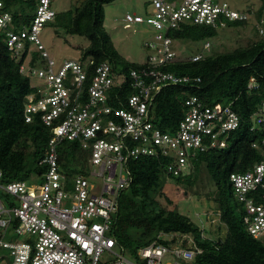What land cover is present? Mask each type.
Returning a JSON list of instances; mask_svg holds the SVG:
<instances>
[{
  "label": "built area",
  "instance_id": "built-area-1",
  "mask_svg": "<svg viewBox=\"0 0 264 264\" xmlns=\"http://www.w3.org/2000/svg\"><path fill=\"white\" fill-rule=\"evenodd\" d=\"M150 4V15L125 16L127 22L148 23L156 29L154 39L145 44L150 53L147 61L127 72L101 62L87 86L91 58L58 61L41 37L45 24L57 13L53 0H37L31 23L19 28L14 10L0 0V30L6 33L9 49L22 55L28 48L20 71L40 79L27 98L25 119L31 122L38 117L52 129L42 160L47 168L38 179L4 182L0 168L4 194L0 196V247L10 250V264H185L201 252L196 245L154 240L139 248L137 259L128 257L114 228L118 200L133 181L131 159L167 156L168 172L180 175L190 171L198 151L227 146L228 136L240 125L232 104L209 105L191 96L186 100L188 111L174 131L155 124L151 107L163 87L192 79L164 69L185 58L175 49L173 30L185 22L218 29L231 21L249 20L251 15L226 0H151ZM32 51L39 54L36 60ZM210 51L207 40L203 51L189 57L197 61ZM126 83L135 93L121 98L123 106L116 107L110 103V93ZM255 84L253 78L250 87ZM251 120L252 129L264 125V100ZM67 140H77L92 152L89 177L77 175L71 184L59 164L58 147ZM231 181L234 195L246 208L249 232L264 239V161L246 172L232 173ZM9 232L17 237L7 238ZM189 242H193L191 236ZM167 254L175 260L164 262Z\"/></svg>",
  "mask_w": 264,
  "mask_h": 264
},
{
  "label": "trees",
  "instance_id": "trees-1",
  "mask_svg": "<svg viewBox=\"0 0 264 264\" xmlns=\"http://www.w3.org/2000/svg\"><path fill=\"white\" fill-rule=\"evenodd\" d=\"M2 1L10 10L15 5L20 6L13 13L18 28L31 23L37 0ZM113 1L82 0L75 8L57 12L51 21L67 34L89 39V45L80 55L82 61L91 58L87 86L94 68L101 62H111L126 72L141 66L122 57L106 31L104 7ZM243 11L251 18L228 22L227 27H247L255 15L252 27L256 37L252 42L230 51H210L197 61L186 56L167 64L165 70L189 75L192 79L188 83L163 87L151 107L153 121L164 131L177 129L188 111L186 100L191 96L209 105L232 104L240 117V125L228 136L226 147L198 151L188 173H169L167 156H142L129 161L133 181L119 196L114 224L115 233L126 249H137L159 240L187 247L196 245L201 252L185 264H264V239L249 232L245 222L246 208L234 195L231 181L232 173L246 172L264 161V125L252 129L251 120L264 100V34L258 26V23L264 26V0L257 10L250 6ZM216 34L217 28L189 22L171 32L175 41H201ZM27 51L28 48L22 55H16L7 45L6 33L0 30V168L4 182L36 180L47 168L42 160L48 151L52 129L38 117L27 122L24 115L27 98L34 89L31 77L20 71ZM32 54L35 60L39 57L36 51ZM253 78L256 84L250 87ZM134 93L135 89L126 83L111 91L110 103L121 107L123 103L119 100ZM58 153L68 184L77 175L89 177L91 149L77 140H67L59 145ZM166 179H174L197 195L213 198L220 225L217 230L209 231L211 236H206L204 229L179 208L161 202ZM201 184L204 192L200 190ZM167 200L171 203L170 198Z\"/></svg>",
  "mask_w": 264,
  "mask_h": 264
},
{
  "label": "rangeland",
  "instance_id": "rangeland-1",
  "mask_svg": "<svg viewBox=\"0 0 264 264\" xmlns=\"http://www.w3.org/2000/svg\"><path fill=\"white\" fill-rule=\"evenodd\" d=\"M82 0H53V8L57 12L67 11L75 8ZM235 9L244 10L252 7L257 10L263 0H226ZM151 0H114L105 5L104 26L110 38L112 39L118 53L127 61L141 64L147 61L149 51L146 47L147 41H152L156 33V29L148 23H130L125 20L128 13H137L143 16L150 15L153 12V7L150 4ZM19 5H15L13 10L19 9ZM256 22L255 15L252 17L250 24L247 27H220L217 29V34L206 40L191 41V40H176L174 45L179 56L186 57L204 50L205 42H211V52L230 51L236 47L247 45L256 37L253 30V24ZM264 30L262 25L260 29ZM261 32V31H260ZM264 34V33H261ZM41 37L50 54L62 61L65 59L80 58L81 51L89 45V39L81 35H70L62 29L56 28L50 21L45 24ZM40 79L36 76L31 78V84H37ZM33 179V178H32ZM32 181V180H31ZM73 193V188L70 187ZM200 190L204 192L203 185H200ZM164 195L160 197L161 202L168 207H177L181 213H184L197 222L204 229L206 236H211L210 230H217L220 225L219 215L214 210L213 198L203 194H195L186 189L182 184L176 181L166 179L164 182ZM3 195V196H2ZM0 196L4 197L0 189ZM170 198L171 203L168 202ZM13 199V197H7ZM224 234V232L222 233ZM17 237L10 235L7 238ZM140 248V247H139ZM137 249H126V255L132 259H137ZM119 250V247H116ZM175 257L172 254H167L164 262H173ZM13 261V256L9 249L0 247V264H10Z\"/></svg>",
  "mask_w": 264,
  "mask_h": 264
}]
</instances>
